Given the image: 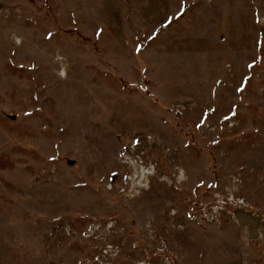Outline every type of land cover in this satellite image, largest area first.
<instances>
[{
	"label": "rangeland",
	"instance_id": "1",
	"mask_svg": "<svg viewBox=\"0 0 264 264\" xmlns=\"http://www.w3.org/2000/svg\"><path fill=\"white\" fill-rule=\"evenodd\" d=\"M0 264H264V0H0Z\"/></svg>",
	"mask_w": 264,
	"mask_h": 264
},
{
	"label": "water",
	"instance_id": "2",
	"mask_svg": "<svg viewBox=\"0 0 264 264\" xmlns=\"http://www.w3.org/2000/svg\"><path fill=\"white\" fill-rule=\"evenodd\" d=\"M235 215L240 223L246 225H251L252 227V235L255 237L257 235V226L259 224L260 219L258 217L253 216L250 212H245L242 210H236Z\"/></svg>",
	"mask_w": 264,
	"mask_h": 264
}]
</instances>
